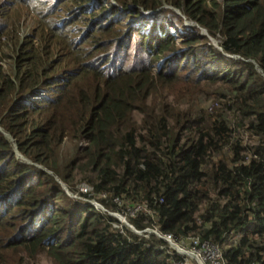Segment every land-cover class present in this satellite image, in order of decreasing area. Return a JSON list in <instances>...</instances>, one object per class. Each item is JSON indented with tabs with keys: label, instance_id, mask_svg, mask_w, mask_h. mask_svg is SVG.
I'll return each mask as SVG.
<instances>
[{
	"label": "trees",
	"instance_id": "trees-1",
	"mask_svg": "<svg viewBox=\"0 0 264 264\" xmlns=\"http://www.w3.org/2000/svg\"><path fill=\"white\" fill-rule=\"evenodd\" d=\"M164 1L186 9L209 27L226 51L254 59L264 73L261 0H226V10L220 11L219 3L207 9L202 0H115L124 10L108 5V0H58L71 15L55 21L64 20L77 34L65 38L51 31L49 39L41 27L42 40L54 46L57 57L43 76L38 59H31L28 52L19 57V93L38 84L41 90L34 92L37 97L31 105L19 100L9 109L7 92L3 101L0 98V125L16 139L21 153L53 169L72 193L97 198L105 192L109 196L97 199L111 211L124 208L113 202L114 196L148 204L157 211V220L140 215L130 219L135 226L155 222L160 231L177 237L199 235L225 244L226 264H264V77L247 63L250 74L239 76L222 67L219 76L215 73L201 84L184 85L182 91L173 89L171 101L162 100L155 108L149 99L163 85L152 81L151 68L113 79L123 84L121 89L111 87L113 81L106 82L102 71L94 85L89 81L93 70L88 52L72 45L80 35L81 41L89 39L92 49H104L120 38L113 27L137 26L129 21L138 19L139 9H128V4L156 8ZM7 16L8 12L3 18ZM102 19L107 24L96 27L94 23ZM197 39L193 35L185 43ZM161 43L168 44V39ZM154 45L162 51L159 40ZM44 52L49 53L47 46ZM66 60L67 65H62ZM217 62L213 51L209 63L215 71ZM167 76L156 74L164 81L174 79ZM73 83L77 87L91 83L92 91L79 90L74 99ZM4 87L11 91L15 84L0 66V93ZM135 87H140L141 99L129 98ZM203 101L217 105L208 111L201 107ZM69 128L75 147L61 161L52 145L62 143ZM80 137L89 142L85 148L76 142ZM254 154L256 159L251 157ZM245 156L250 159L244 162ZM81 184L89 190H79ZM13 191L15 199L0 202V250L27 246L30 251L17 264L37 262L41 240L55 221L63 223L65 218L70 223L64 239L73 245L71 250L64 258L63 251L48 249L56 251L60 264H171L158 250L164 243L161 239L132 234L128 239L119 234L112 225L115 217L70 197L54 176L16 158L0 131V195ZM49 198L58 205L54 214L42 213L41 205ZM33 227H38L33 235H23V229ZM0 264L15 263L0 254Z\"/></svg>",
	"mask_w": 264,
	"mask_h": 264
},
{
	"label": "clouds",
	"instance_id": "clouds-1",
	"mask_svg": "<svg viewBox=\"0 0 264 264\" xmlns=\"http://www.w3.org/2000/svg\"><path fill=\"white\" fill-rule=\"evenodd\" d=\"M202 1L207 9L216 8V3H219L217 9L219 11L226 10L224 6V1L226 0ZM57 2L58 0H35L34 9L40 14V17H35L34 19H25L19 15V12L17 17L15 16V12L17 13L22 7L19 4V0H6L5 2L2 0L0 2V15H2L0 16V66L3 70L2 64L5 62L11 68V71H9L8 68L3 71L15 84V88L11 90L13 92V99L11 103L6 106V109H9L10 106H13L19 100H25L31 105L37 97L34 95V92L41 90V87L38 84L27 89L23 93H19L20 87L19 85L17 86V67L19 57L26 55L28 52L32 56L31 59H38L41 63V76H43V72L51 70L52 64L50 62L53 61L54 63V60L57 57L54 46L49 47V41L42 40V33L40 32L41 27H44L45 33L48 31L45 36L49 39L56 31H58L59 34L64 35L65 38H74L73 36L77 34L76 32L73 33L70 31V25L64 20L55 21L56 19H62L67 15L66 9H63L64 5L62 3L57 4ZM107 4L117 6L115 0H108ZM263 4L264 0H261V7L264 6ZM54 8L56 9L55 11ZM118 8L124 10L121 7ZM127 8L139 9L137 14L138 19L129 21H136L137 26L128 25L124 29L113 27V29H116L117 31L119 30L120 38L118 40L109 41L108 44L103 46L104 49H100V47L92 49L89 39L81 41L82 37L80 38V35H77L76 40L73 39L72 45H77L78 48L88 52V63L91 64L90 69L93 70L89 77L94 85L99 82L96 75L102 71L106 82L113 81L111 87L117 86L121 89L123 88V84L113 79L130 71L140 70L142 67H149L151 69L148 74L153 79L152 81L157 85H163L158 88L157 92L152 93V98L149 99L154 104V107L157 108L160 101H171L173 89L182 91L184 85L201 84L206 78L214 77L211 75L215 73L219 76L221 74L219 71L222 67L226 69V72L239 76L243 73L250 74L247 64H251L253 65L254 70L259 73L261 77H264L261 67L254 59L245 58L236 52L226 51L222 47L220 39L209 33V27L203 26L197 20L193 19L186 9L183 10L182 8L166 1L162 2V4L156 8H144L141 5H134L131 3L128 4ZM7 12L8 16L3 18ZM68 15L71 14L69 13ZM59 16H62V18ZM41 17L46 20L44 24L47 26L42 25ZM174 20L178 22H174ZM106 24L107 21L104 19L94 23L96 27ZM214 29L215 26L212 30ZM3 32H5L4 35H2ZM193 35L198 37L197 41L191 45H187L185 42ZM164 39H168V44L161 43ZM158 40L159 47L162 51L154 48V44ZM41 41L42 44L44 43V46H42ZM46 46L48 47V54L44 52ZM213 51L218 54L217 65L219 66V69L216 71L214 70L215 67L209 63L210 53ZM62 65L66 66L67 60L64 61ZM157 73L162 75L167 73V77H172L174 79L167 81L161 80L156 77ZM81 80L83 79H80L79 82ZM40 82H44L42 78ZM76 83H73L71 87L70 93L72 98H77L79 90L89 91L91 93V83L90 86L84 84L81 87L75 86ZM175 83H178V85H175ZM139 88L140 87H135L132 89V92L129 93L130 99H141ZM166 90L169 92L163 95ZM9 91L8 87H4L0 93V98L3 94H6ZM216 105L217 102L207 103L203 101L201 107H205L208 111H211ZM0 128L3 129L1 125ZM3 130L6 131L5 129ZM3 130L0 129L5 136ZM6 132L13 138V140H9L5 136L12 144V149L16 158L54 176V179L62 186L66 194L70 197L82 199L86 204L92 205L94 208L115 217L117 221L113 222L112 225L122 236L128 239H130L129 234L144 238H148L149 235L156 236L164 242L158 246V250L167 256L166 260L170 261L171 264H226L223 254L225 244L221 245L218 242L208 238H202L199 235L177 237L171 233L160 231L155 222L144 227L135 226L134 223L130 222V219H134L140 215H144L151 218V220L156 221L157 211L151 208L148 204L140 202L130 203L129 201H122L117 198V196H114L113 202L120 206H124V208L122 210L111 211L97 199L109 196V194H106L105 192L99 194L97 198L93 196L87 198L79 196L77 193H72L58 176L48 172L42 164L31 160L29 157L21 153L17 147L16 139L10 132ZM84 139L88 144V140L86 138ZM251 157L256 159V154L251 155ZM248 159H250V156H245L243 161L245 162ZM82 186L83 185H80V187L78 186L79 190L82 192H87L89 190L86 186ZM16 193V191H13L8 194L0 195V202L15 199ZM52 202L56 201L49 198V202L41 205V207L44 206L42 213H55L54 211L58 205ZM95 203H100L102 207H96L94 205ZM69 223L70 221H67V218L64 219L63 223H60L59 221L53 223L52 230L41 240L43 250L39 252V255L44 253L48 256H54L56 251L50 253L48 251L50 248L63 251L64 258L68 255L73 245H68V242L64 239V228ZM27 229L28 228H25L22 231L24 236L33 235L38 230V227ZM13 248L19 250V252L23 254L30 251L25 245L14 246ZM2 250L3 249L0 250V254L1 256H5ZM17 263L18 261L15 262V264ZM56 264H60V262L56 260Z\"/></svg>",
	"mask_w": 264,
	"mask_h": 264
},
{
	"label": "rangeland",
	"instance_id": "rangeland-1",
	"mask_svg": "<svg viewBox=\"0 0 264 264\" xmlns=\"http://www.w3.org/2000/svg\"><path fill=\"white\" fill-rule=\"evenodd\" d=\"M2 0H0V2H1ZM6 0H3V2H5ZM7 1H11V0H7ZM19 4L22 6L21 8H20V10L19 11H17V13L15 12V16L17 17V14H18V12H19V15L21 16V17H23V18H25V19H28V18H35V17H40L39 15L40 14H38L36 11H35V9H34V4H35V0H19ZM31 5V6H30ZM5 6H6V4H5ZM15 9V8H14ZM15 17V18H16ZM41 19H42V25H45L44 24V22L46 21L45 19H43L42 17H41ZM174 22H178V21H176V20H174ZM45 26H47V25H45ZM48 32V31H47ZM46 32V33H47ZM2 60V59H1ZM2 64V63H1ZM2 66H3V70H6L7 68H8V70L9 71H11V68L4 62V64H2ZM89 81H90V77H89ZM91 82V81H90ZM93 83V82H92ZM175 85H178V83H175ZM9 93H10V95H9V104L11 103V101H12V99H13V92L12 91H9ZM4 96H5V94H3L2 96H1V101H3V99H4ZM8 104V105H9ZM75 104V103H74ZM7 105V106H8ZM1 130H3L2 128H0ZM3 132H4V134H5V136L9 139V140H13V138L6 132V131H4L3 130ZM71 134H73V131H72V129L71 128H69V133H68V136L67 137H65V139H64V141L62 142V143H55L54 141H53V153L55 154V153H57V152H59V158L61 159V161L62 160H64L65 158H68V157H70L71 156V154H70V152L74 149V147H75V140H73L72 139V135ZM48 139V138H47ZM76 142H78L79 143V145L81 146V147H84L85 148V145L87 144L86 143V140L84 139V138H82V137H80V139L79 140H76ZM48 172H50V173H52L53 175H55L54 174V171H53V169H50V167H44ZM82 185V184H81ZM79 187H80V185H79ZM82 187H85V185H83ZM96 207H99V208H101L102 206H101V204L100 203H95L94 204ZM2 252H3V254L5 255V257H7V259L9 260V261H11V262H16V261H18L19 262V260L21 259V257L23 256V253H21V252H19V250H17V249H15V248H13V247H9V248H4L3 250H2ZM40 259L37 261V262H35V263H32V264H56V260H55V258H54V256H48V255H46V254H41L40 255Z\"/></svg>",
	"mask_w": 264,
	"mask_h": 264
}]
</instances>
